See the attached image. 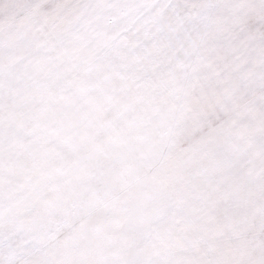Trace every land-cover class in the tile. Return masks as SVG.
Wrapping results in <instances>:
<instances>
[{
	"label": "snow or ice",
	"instance_id": "snow-or-ice-1",
	"mask_svg": "<svg viewBox=\"0 0 264 264\" xmlns=\"http://www.w3.org/2000/svg\"><path fill=\"white\" fill-rule=\"evenodd\" d=\"M0 264H264V0H0Z\"/></svg>",
	"mask_w": 264,
	"mask_h": 264
}]
</instances>
